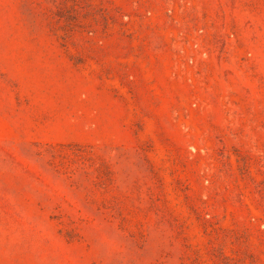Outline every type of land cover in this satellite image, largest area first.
Listing matches in <instances>:
<instances>
[{"label":"rangeland","instance_id":"rangeland-1","mask_svg":"<svg viewBox=\"0 0 264 264\" xmlns=\"http://www.w3.org/2000/svg\"><path fill=\"white\" fill-rule=\"evenodd\" d=\"M0 264H264V0H0Z\"/></svg>","mask_w":264,"mask_h":264}]
</instances>
